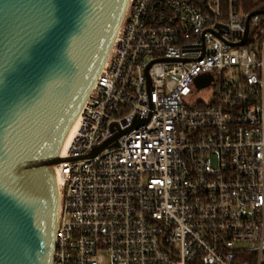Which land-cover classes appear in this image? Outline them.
<instances>
[{"label":"built area","instance_id":"obj_1","mask_svg":"<svg viewBox=\"0 0 264 264\" xmlns=\"http://www.w3.org/2000/svg\"><path fill=\"white\" fill-rule=\"evenodd\" d=\"M248 8L130 1L54 167L53 264H264V5Z\"/></svg>","mask_w":264,"mask_h":264},{"label":"water","instance_id":"obj_2","mask_svg":"<svg viewBox=\"0 0 264 264\" xmlns=\"http://www.w3.org/2000/svg\"><path fill=\"white\" fill-rule=\"evenodd\" d=\"M130 1L0 0V264L54 262L61 210L54 167Z\"/></svg>","mask_w":264,"mask_h":264},{"label":"bare ground","instance_id":"obj_3","mask_svg":"<svg viewBox=\"0 0 264 264\" xmlns=\"http://www.w3.org/2000/svg\"><path fill=\"white\" fill-rule=\"evenodd\" d=\"M78 126H79V118L74 123V125L70 129L69 133L67 134V136L65 137V139L62 142V145H61V148H60V151H59V154H58V156L60 158H64L65 152L68 150L69 146L71 145L73 137H74V134H75V132L78 129ZM56 178H57V182H58V185H59L61 183L62 179L57 174H56Z\"/></svg>","mask_w":264,"mask_h":264},{"label":"trees","instance_id":"obj_4","mask_svg":"<svg viewBox=\"0 0 264 264\" xmlns=\"http://www.w3.org/2000/svg\"><path fill=\"white\" fill-rule=\"evenodd\" d=\"M238 3L239 6L246 4L249 7L247 13L250 14L251 12L255 11L257 8L264 5V0H262L259 3H256L254 0H238Z\"/></svg>","mask_w":264,"mask_h":264},{"label":"rangeland","instance_id":"obj_5","mask_svg":"<svg viewBox=\"0 0 264 264\" xmlns=\"http://www.w3.org/2000/svg\"><path fill=\"white\" fill-rule=\"evenodd\" d=\"M256 3H259V2H261L262 0H254Z\"/></svg>","mask_w":264,"mask_h":264}]
</instances>
